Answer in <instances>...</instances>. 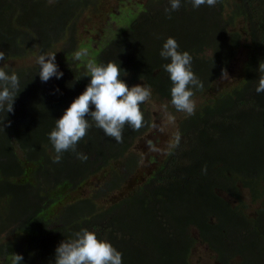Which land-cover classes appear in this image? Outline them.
<instances>
[{
    "label": "trees",
    "instance_id": "obj_1",
    "mask_svg": "<svg viewBox=\"0 0 264 264\" xmlns=\"http://www.w3.org/2000/svg\"><path fill=\"white\" fill-rule=\"evenodd\" d=\"M100 1L0 0V51L6 54L0 67L19 81L13 112L6 104L0 109V264H12L13 253L23 256L21 264H55L56 248L81 229L122 253V264H192L198 242L225 264L231 261L223 251L240 256V264H264V92H256L264 76V0H217L199 8L180 0L170 12V0H128L110 15L114 29L109 24L81 39L82 18L99 12ZM239 21L243 31L235 29ZM169 37L191 55L202 85L190 86L191 99H203L239 51L245 53L242 79L201 101L193 115L177 111L163 68L170 60L160 56ZM43 54H56L62 78L42 82L37 62H15ZM109 62L119 65L129 88H150L149 101L181 119L176 142L145 181L102 205L99 198L123 190L127 171L137 168L129 152L151 129L148 106L140 105L142 126L126 124L121 142L89 118L86 135L59 163L49 134L90 83L87 65ZM101 172L98 188L78 197L77 190ZM220 189L235 203L246 190L257 217L247 220L242 203L229 205Z\"/></svg>",
    "mask_w": 264,
    "mask_h": 264
},
{
    "label": "clouds",
    "instance_id": "obj_2",
    "mask_svg": "<svg viewBox=\"0 0 264 264\" xmlns=\"http://www.w3.org/2000/svg\"><path fill=\"white\" fill-rule=\"evenodd\" d=\"M217 0H191L193 8L201 5L215 6ZM180 8V0H170V8L166 12ZM179 45L174 38H167L163 44L160 56L170 63L163 65L172 82L171 101L177 111L193 115L195 102L191 99L194 95L190 86L202 87L194 75L191 62L192 57L188 52L178 51ZM79 53L77 58H79ZM6 59V54L0 51V61ZM39 65V78L47 82L55 77L60 79L63 72L59 71L56 63V54H43L37 59ZM87 77L90 83L84 92L79 95L65 110L63 116L56 120L55 128L49 134L56 156L54 163H59L61 154L65 151H75V146L91 126L89 118L95 122L96 127L103 130L106 136L122 141L123 128L127 124L133 129L142 126L143 114L140 105L151 97V89L144 85L129 86L120 78L119 65L109 62L107 65L89 63ZM264 71V68L260 69ZM19 81L13 72L7 75L0 67V109L7 105V113L13 112ZM259 94L264 92V76L259 79L256 88ZM94 106V110L91 108ZM87 117V118H86ZM78 158L87 159L83 154ZM12 264H21L23 256L11 254ZM55 264H122V253L117 251L110 243L98 240L95 233L81 229L75 233V238L62 241L55 250Z\"/></svg>",
    "mask_w": 264,
    "mask_h": 264
},
{
    "label": "rangeland",
    "instance_id": "obj_3",
    "mask_svg": "<svg viewBox=\"0 0 264 264\" xmlns=\"http://www.w3.org/2000/svg\"><path fill=\"white\" fill-rule=\"evenodd\" d=\"M127 1L128 0H101L98 5L99 12H95V15L84 16L82 18L79 25L80 38H86L90 32H94L95 34H93L92 37H96V33H102V30H105L109 24H111L110 28L114 29L116 27V23L111 21L110 15L117 11L120 6L123 8L121 3H125ZM132 1L140 3L145 0ZM235 27L236 30L243 31L242 29L244 28V24L242 21H239L236 23ZM82 54L84 55L83 52ZM244 57V51H239L235 58L228 64L225 71L219 76L218 80L215 81L210 89L211 91L204 94L203 99L201 97L192 98L195 102V108L198 107V104H200L201 101L209 98L213 94H216L218 90L236 86L238 81L242 79L241 69L245 60ZM15 62L18 64L22 62L25 65H31L36 63L37 59L25 58ZM144 103L148 106L150 111L152 126L148 133L144 134L134 142L133 147L129 152L130 155H135L137 157V168L134 169L133 172L127 171L128 179L122 187L123 190L115 191L105 198H99V203L102 205H107L109 201H114V199H117L118 196L127 193L128 190L131 191L137 186V181H141V183H143L145 181V178L143 177L144 174H148L151 170L155 169L156 163L161 162L165 158L169 147L176 142V137L178 135V123L181 116H179V114L175 116L171 115L167 112L166 105L155 102L153 99L151 101L147 100ZM152 157L154 158L153 160H151ZM116 169L119 172L123 171L121 164L117 165ZM103 174L104 172H101V174H97L87 180V182H85L79 190H77L76 195L78 197H86L92 194L95 191L94 189H97L99 184L102 182ZM216 192L220 197L224 194V192ZM241 197V203L243 205V207H241V211L244 213L245 218L247 220H251V217H254L255 219L257 217L258 206L250 202V197L246 190L242 191ZM241 203L237 202L234 205H241ZM191 229V234L197 236V231L194 228ZM191 254V258L189 259L192 264H222L218 261L216 253L213 251L211 252L206 247L203 248L196 245Z\"/></svg>",
    "mask_w": 264,
    "mask_h": 264
},
{
    "label": "flooded vegetation",
    "instance_id": "obj_4",
    "mask_svg": "<svg viewBox=\"0 0 264 264\" xmlns=\"http://www.w3.org/2000/svg\"><path fill=\"white\" fill-rule=\"evenodd\" d=\"M154 143H155V141H154ZM149 145H150V144H149ZM150 146H151V145H150ZM220 192H224V191H223L222 189H220ZM222 197H223V199H224L226 202H228L229 205H234V204H235V199H230V196H229L228 194H225V192H224V194L222 195ZM210 224L214 226V220H213V218L210 219ZM194 237L197 238V236H194ZM196 245H199L200 247H203V248L206 247V248H208L211 252L213 251V250L211 249V247H209L207 244H203V243H201V242H198V243L195 244V247H196ZM213 252H215V251H213ZM215 253H216V255H217V259H218V261H219L220 263H222V264H225V263L221 260V257H219L218 253H217V252H215ZM223 257H225V258H229V260L231 261V264H240V262L242 261L241 258H240V256H231L230 251H223Z\"/></svg>",
    "mask_w": 264,
    "mask_h": 264
}]
</instances>
